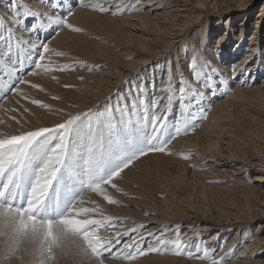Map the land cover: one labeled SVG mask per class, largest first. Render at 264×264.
Segmentation results:
<instances>
[{"label": "rangeland", "instance_id": "374dc122", "mask_svg": "<svg viewBox=\"0 0 264 264\" xmlns=\"http://www.w3.org/2000/svg\"><path fill=\"white\" fill-rule=\"evenodd\" d=\"M40 1L49 8L47 0ZM113 1L88 0L89 3H101L104 8L108 9L106 12H101L91 7L80 6L78 2L72 3V0H63L64 3H72V13L75 7L81 8V12H78L81 16L76 22L70 18L71 16L68 19L70 18L69 22L74 27L80 28L82 31L74 32L64 27H53L31 34L35 39L37 36L41 37L51 49L64 55L53 54L50 58L46 56L42 63H51L54 70L50 72L41 70L36 75H29L34 64L31 67H26L20 76L21 79L24 76H30L25 94L20 96L17 104L7 105L9 107L4 108L5 113L0 114L2 115L0 116L2 130L5 133H8L10 128L18 129L20 132V129L25 126L30 128H25L24 131L38 127H53L62 123L69 115L89 109L103 110V106L109 99L114 101L117 92L125 93L133 83L138 85L143 81L145 86L151 89L154 82L155 96H161L162 94L158 93H161L162 89L159 81L163 69L160 70L159 67L162 65L166 69L169 62L175 80V88L178 91L180 83L177 72H181L190 81V78L193 77L189 69L191 60L195 57H202L200 53L193 55L194 47L187 51L189 56L186 57L183 53L184 49L188 48L186 46H189L194 39L206 53H211L215 48L228 49L229 36L228 33L225 34V18L229 15L232 16L229 22L235 30L233 37H253L249 40L251 43L259 40V35L264 38V18L260 26L255 28L256 16L261 10V5H264V0H244L246 1L245 6H237V0H216L215 6L211 5V1L214 0H201V2H206L202 4H192L195 0H189L186 5L192 9L190 17L193 18L197 14L196 12H200L198 19L192 23L190 20L185 29L180 25L175 28L165 26L167 28L164 27L165 30H162L159 35H157V26L155 25L147 27L145 30L148 32L144 33V28L139 22L123 18L133 14V10L119 11L130 5L137 8L141 3L140 0ZM182 1L179 0L178 4H183ZM10 2L11 0H0V16L5 18V29L8 27V17L11 16ZM17 5L24 9L27 4L23 0H17ZM33 10L36 11L34 8ZM37 11L44 12L40 9ZM50 11V14H56V10ZM114 12L117 14L113 15ZM179 13L184 12L179 11ZM66 14L64 12V15ZM216 14H220V19ZM24 19L26 24L32 23L31 17ZM241 21L244 24L247 22L246 29L241 33H236V31L239 32L238 24ZM175 22L183 23V16H178ZM233 29L230 32H233ZM254 29L259 30L258 35L251 36ZM220 32L225 34V38L221 42L218 39ZM160 35L162 38L166 37L165 40H172L166 52L159 44H153L152 38ZM146 37L151 39L147 40L148 53L150 54L146 56L160 50L157 56L161 57L150 63L147 62L141 67L140 61L136 63L133 60L137 57L135 51L140 50V44L145 41ZM180 53H182L180 58L186 61L185 65L175 64V61H178L177 54ZM241 54L240 52L238 56ZM238 56L231 54V56L226 55L225 57L233 60ZM258 56L259 54L257 55L259 59ZM257 58L250 57V60L244 64L243 71L235 73L228 83L224 81V85L219 86L221 90L212 93L215 95L211 99L203 93L206 118L197 119L194 128L170 138L171 143L167 144L164 152L146 153L134 160L128 168L121 172L119 177L114 178L113 183L117 184L120 191L107 185L121 200H118L117 204H110L114 206L112 211L119 215L123 214V210L128 211L131 215L129 218L138 219L140 224L145 225L142 233L149 230L155 235L148 238L145 233L146 243L142 245L145 255L137 254L133 260L129 261L123 259L122 256L105 253L104 264H119L114 261L122 262L120 264H211V260L224 257L230 250L232 255L230 258L224 259L223 264H242L240 261L250 252L244 253L243 257L239 256V253L243 249L244 243L251 242L256 244L255 247H249V250H252V261L261 260L264 264V181L253 180V175L261 173V165H264V95L250 91L244 97L238 98L237 102L231 101L233 106L230 115L211 120V124L216 127L207 128L204 125L210 117L213 102L220 101L231 94L230 88L244 71L247 74V70L256 63ZM147 59L145 61H148ZM203 60H205L204 57ZM76 61L83 62L85 66H76L64 71L56 67V65L70 64ZM89 66L92 67L91 71ZM247 76L250 83L258 85L264 76V69L256 77L254 76L255 78H250L249 74ZM164 78L167 80L166 72L163 75ZM31 83L38 87H32ZM18 84L19 82L16 81L12 87L16 88ZM224 89L227 91L225 92ZM153 90L148 93L149 102L154 99ZM199 91L201 92V90ZM11 92V90L2 91L0 97L3 98H0V102ZM32 100H39L42 104L49 105V108L33 104ZM178 117L179 101L177 100L172 104L168 120L174 122ZM208 132L213 135L207 136ZM197 133L201 135L197 136ZM13 134H17V131ZM180 138H187L188 142H184L186 144L179 143L177 140ZM214 138L221 143H219L216 153L212 151L208 155L206 153L203 155L199 149L193 148L192 141H190L196 140L199 144H203L205 139L212 140ZM181 154L189 155V159H184ZM202 156H207V159L202 160ZM217 161H220L221 164L214 165V162ZM234 163L243 164L246 170L243 172L232 170ZM146 212L148 215H145ZM152 216H160L162 218L160 223H154L150 219ZM185 221L190 222L188 223L191 225L190 231L193 232L190 236L188 235L190 231L185 233L186 229L182 227L183 223H186ZM203 224L208 228L200 230L199 227ZM176 226H179V239L182 242H187L190 245L189 250L194 253L191 258L186 253L183 255L174 254L171 243L161 247L159 252H147L149 243L153 247L159 246V241L155 237L160 236L161 233H163L161 238L168 239L170 242L176 239ZM151 227L153 229H150ZM257 227H259L258 231ZM217 230H221L217 239L212 243L206 242L207 237ZM135 234L130 233V236ZM229 238H233L232 246L225 248V253L219 255ZM4 239V237H0V242ZM127 239L129 240L128 237H124L122 243ZM201 240L209 250H215L210 259H200L196 255V245ZM259 240L262 242H258ZM122 243L117 245V248L121 247ZM115 250L113 248L112 251ZM20 256L23 259L21 264L31 259L21 252L7 260L0 259V264H19ZM55 264H97V261L87 255L70 252L67 256L57 257Z\"/></svg>", "mask_w": 264, "mask_h": 264}, {"label": "snow or ice", "instance_id": "6c2138e0", "mask_svg": "<svg viewBox=\"0 0 264 264\" xmlns=\"http://www.w3.org/2000/svg\"><path fill=\"white\" fill-rule=\"evenodd\" d=\"M77 2L83 7L108 11L101 3L72 0V3ZM47 3L50 10H56L55 15L21 9L17 0H11L7 29L5 18L0 16V90L19 92L18 87L13 88L11 84L16 81L28 83L20 78L26 65L31 67L34 64L29 75H36L41 70L50 72L54 70L51 63H42L46 56L64 55L51 49L39 36L35 40H24L23 33L32 34L53 27L82 31L68 20L72 15V3L65 4L63 0L59 3L47 0ZM125 10L142 9L130 5L119 11ZM28 17L32 18L31 24L25 22L24 18ZM76 66L85 65L80 61L56 65L61 71ZM189 69L203 87L213 86L212 74L218 70L202 57L193 58ZM243 69L244 65L234 67L233 74ZM89 70H92L91 66ZM164 71L167 81L161 76L164 83L161 96H155L154 82L151 89L143 81L138 85L133 83L125 93L117 92L114 101L109 99L103 110L89 109L69 115L53 127H38L17 134L0 133V237H4L7 244L0 249V259L15 256L24 241L35 245L30 253L31 264H55L57 252L64 256L70 252L87 255L95 258L97 264H104L105 253L122 256L129 261L137 254L145 255L142 245L146 243V237L130 236V233L138 234L144 230L145 225L115 231L112 237L101 235L100 230L105 225L114 226L118 220L104 215L99 205L83 206L84 194L90 191L102 195L108 204L119 203L105 194L103 186L111 185L120 191L113 179L119 177L134 160L148 152H164L167 144L171 143L170 138L194 128L197 119L206 118L203 93L179 71L180 87L177 91L171 64ZM5 75L9 80L8 86L4 85ZM32 87L38 85L33 84ZM150 90L154 96L151 102L148 101ZM177 100L179 117L169 122V112ZM31 102L49 108L39 100ZM162 102L163 108L160 107ZM181 155L189 159V155ZM93 213L99 214V218L92 217ZM176 232V239L171 242L161 238L163 233L155 237L159 246L153 247L149 243L147 252H159L161 247L171 243L174 254L186 253L191 258L194 253L189 250L187 242L179 239V226H176ZM154 235L146 233L148 238ZM121 237H128L129 242L114 253L112 250L121 243ZM214 251L209 250L202 240L196 245V255L200 259H210ZM231 255L230 250L224 257L211 260V264H223V260Z\"/></svg>", "mask_w": 264, "mask_h": 264}, {"label": "bare ground", "instance_id": "6f19581e", "mask_svg": "<svg viewBox=\"0 0 264 264\" xmlns=\"http://www.w3.org/2000/svg\"><path fill=\"white\" fill-rule=\"evenodd\" d=\"M23 1L27 4L24 9H28L30 11H34L33 10V8H34L36 10V12H38L37 10L40 9L41 11L50 12L51 13L50 9L47 8L46 5L43 4L44 2L42 3L40 0H23ZM114 1H116V0H114ZM180 1H182V0H180ZM205 1L201 2V0H195L194 3H192V4H197V3H201L202 4V3H206ZM57 2L59 3L60 0H57ZM140 2L141 3L137 6V8L138 9H142V10H139V11L133 10V14H130L129 16H125L123 18L131 19L133 21L139 22L142 25V27L144 28L143 29L144 33L148 32L145 29L147 27L151 26V25L157 26V35H159L162 30H165L164 29L165 26H171V27L175 28V26L180 25L181 27H184V29H185L189 25L188 23L190 22V20H191V23L195 22L196 21L195 19H198V16L200 15V12H196L197 14L193 18L190 17L191 16L190 13L192 12V9L188 8L187 5H186V4H188L189 0H183L182 1V2H184L183 4H178L179 0H140ZM208 3H210V2H208ZM215 3H216V0L211 1V5L215 6ZM236 3L238 4L237 6H245L246 5V1H244V0H237ZM65 4H68V2H65ZM186 10H187V12H185ZM263 10H264V5H261V10L259 11V13L256 16L255 28L256 27L258 28L260 26V23L263 22V18H264V11ZM179 11H183L184 13L180 14ZM78 12H81V8L75 7V10H74V12L72 13V15L70 17L73 20H75L74 22H76V20L81 16V15L78 14ZM216 15L218 16V19H220V17H219L220 14H216ZM178 16H181V17L183 16V23L178 24V23L175 22L176 18ZM231 17L232 16L229 15V16H227L225 18V25H226L225 34L228 33V36H229V39H228V42H227L228 43V49H226V48H224V49L215 48V49H213L211 51V53H209V52L206 53L205 50L202 49V46H200V44L193 39L191 41V44L189 46H186L188 48H185L184 51H183V53H185V56L188 57L189 53L187 51H189L191 48L194 47L195 48V53L193 55H196V53L197 54L200 53V56H202V58L204 57L205 61L209 62L211 67H213V68L218 70L215 74H212V81H211V83L213 85L212 87H203L202 83L200 81L195 80L193 77L190 78V81L194 85V87L196 89L201 90V92L205 93L207 95V97H210V99L215 95V94L213 95L212 93H216L215 91L221 90L219 88V86L224 85V81L228 83L229 80L232 79V77L234 76V74H233V68L234 67L235 68H239L241 65H244L247 60H250V57L255 56V58H257V55L259 54V56H258L259 59L257 58L256 63H254L251 66V68L247 70V74H246V71H244L243 74H241L239 76L238 81L233 84L232 88H230L231 94L227 95L226 97H224L220 101L216 100V101L213 102V105H212V108H211L210 117L204 123V125L207 128H209L211 126L216 127V125L211 124V120L213 118H220V117L228 116V115L231 114V108L233 106V104H231V101L237 102L238 98L244 97L250 91L251 92H257V93H260V94L264 95V76L261 78L262 80H261L260 84H258V85L254 84L253 82L250 83V79H247L248 78V76H247L248 74L251 75L250 78H255L256 75L261 73L263 71V69H264V38H262V36L259 35L258 36L259 40L251 43L249 40L253 39V37H251V38L250 37L247 38L245 36H243V37L242 36L233 37L235 35V32H234L235 30L233 29V27H231V23L229 22ZM121 20H122V18H121ZM246 24H247V22L244 24V22L241 21L238 24V26H239L238 31L239 32L236 31V33H241L242 31H244L246 29L245 26H247ZM137 25H138V23H137ZM165 28H167V27H165ZM232 29H233V32H230V30H232ZM44 30H46V29H42L41 31H44ZM227 30H229V31H227ZM258 31L259 30H255L254 29L253 33H251V36L258 35V33H257ZM177 32H175V33H177ZM255 33H257V34H255ZM225 34L222 33V32L218 33L219 36L218 35L217 36H218V39H220L219 40L220 42H221V40H223L225 38ZM22 38L24 40H31V39L35 40V38H33V35L31 36V34H28V33H23L22 34ZM165 39H166V37L162 38L161 35H160L159 37L158 36L157 37L154 36L152 38V41H153V44L157 43V44H159L160 47H163L165 49L164 51L166 52L168 50V48L170 47V45H171L170 42L172 40L171 39L165 40ZM144 40L145 41H142L141 44H140V48H139L140 50H136L135 51V56H137V57L134 58V60H133V62H136V63H138L140 61L139 65L141 67H143V65L146 64L147 62L150 63L153 60H158L161 57L160 55L157 56V54L160 53V50H157L156 52H153L152 55L146 56L147 54H150V53H148L149 45H147V42L150 41L151 39H147V37H146V39H144ZM248 41H249V43H248ZM249 44H251V45L249 46ZM242 46H243V48H240ZM262 48H263V50H262ZM243 49H245V50H243ZM42 50L43 49H41V51ZM240 52L242 54H241V56H238V54ZM249 52H252V53H249ZM231 54L233 56H238V58L232 60L229 57H225L226 55L231 56ZM180 55H182V53L177 54L178 61L176 60L175 64L176 65H185L186 61H183V59L180 58ZM151 56H152V58H151ZM145 59H147L148 61H145ZM156 64H159V62H156ZM156 64H154V65H156ZM169 64H170V62L168 63V65ZM139 65H137V66L139 67ZM26 67H27V65L25 66V69H26ZM159 69L160 70L163 69V73H161L162 74L161 76H163L165 74V71H164L165 68L162 67V65H161L159 67ZM205 71H207V70H205ZM239 72L240 71H238L237 73H239ZM216 75L217 76L219 75V77H217ZM22 79L27 80L28 83L30 82V76H24V77H22ZM144 79H145V77H144ZM164 81H167V80L164 78ZM8 84H9V80H8L7 75H5L4 76V85L8 86ZM31 84H33V83H31ZM12 85L13 84H11V87H12ZM159 85H160L161 88L164 87V83H162L161 80L159 81ZM16 87H18L19 92H13L12 91L9 95L6 96V98L4 100H2V102H0V114L5 113L4 112V108L7 107V105L12 106V105L17 104V102L20 100V96L25 94L26 84H18ZM2 91L5 92L7 90H0V94H2ZM158 94L160 95L162 93H158ZM163 107H164V103L161 104V108H163ZM5 110H7V109H5ZM0 116H2V115H0ZM36 125H38V124H36ZM5 126H7V125H5ZM29 126H31V125H29ZM25 128L29 129L30 127L29 128L27 126L22 127L20 129V131H24ZM2 129H3L2 119L0 117V133H5L4 130H2ZM16 131H17V133L19 132L18 129L15 130L13 128H10V129H8V133H5V134H13V132H16ZM196 135L199 136L201 134L197 133ZM209 135H213V134L211 132H208L207 136H209ZM186 139L187 138H180L177 141H179V143L186 144V143H184V142L187 141ZM190 141H192V147L199 149L200 153H202L203 155H204V153H206L208 155L212 151H214L216 153L218 151L219 143H221L216 138H214L212 140L205 139V142H203V144H199L196 140L195 141L194 140H190ZM188 145H190V144H188ZM201 159L205 160V159H207V156H202ZM215 164H221V162L220 161L214 162V165ZM233 165H234V167H233L232 170H235L237 172H241V171L243 172V171L246 170L245 166L243 164L234 163ZM261 166H262L261 170L263 172L261 171V173L258 172L256 174H254L253 175V180L254 181H258V182H263L264 181V165H261ZM103 187L105 188V194L111 196L113 199H115L117 201L118 200L121 201L119 199L118 195L115 194L114 191L112 189H110L107 185H105ZM84 199H85V202H84L83 206H85V207H95V206L99 205V207L102 210V212L104 213V215L112 216V217H114V218H116L118 220V223H116L114 226L105 225V227L100 230L101 235H106L108 237H112V236H114L115 231L127 230L129 228H134L136 225L141 223V222L138 221V219L129 218V217H131V215H130V213H128V211H124L123 210L122 211L123 214H121V215L115 213V211L113 212L112 209L114 208V206H111L110 204H108L103 199V196L100 195V194L93 193V192H90V193L86 192L84 194ZM93 201L95 203H92ZM151 212H153V211H151ZM91 216L94 217V218H99V214H97V213H93V214H91ZM79 218H84V217H79ZM150 219L153 220L154 223H158V222L160 223V219H162V218H160V216H152ZM185 222L186 223H183L182 227L184 229H186L185 233H188L190 231V226L191 225L188 224V223H190L189 221H185ZM206 228H208V226L205 225V224H203L201 227H199L200 230L201 229H206ZM150 229H153V227H151ZM258 229H259V227H257V231H258ZM220 231L217 230V231L212 232L207 237L206 242H209V243L211 242L212 243L214 240H216L217 236L221 233ZM148 232H149V230H147V231H145L143 233L140 232V233L135 234V235L144 236L145 233H148ZM244 232H246V231H244ZM192 234H193V232L190 231V233L188 235L190 236ZM120 239H121V243H122L124 237H121ZM243 240H244V238H243ZM262 241H263V239H262ZM262 241L259 240L258 242H262ZM127 242H129L128 239L125 240L122 244L124 245ZM232 242H233V238H229L227 243L224 245L225 247H223L220 250L219 255L225 253V251H224L225 248L231 247L232 246V244H231ZM123 245L121 247H119V248H117L118 246H116L114 248V249H116L114 251V253L115 252H119L123 248ZM250 246H254L255 247L256 244H253V242H251L249 244H245L244 243L243 249L240 251L239 256L243 257L244 253H247V252H250V253L245 255V258H242V260L240 262H242V264H262L261 260L252 261V259H251V254H252L251 251L252 250H249ZM21 256L19 257V264H21L22 260H23L21 258ZM114 262L115 263H119V264L122 263V262H118V261H114ZM263 262H264V260H263Z\"/></svg>", "mask_w": 264, "mask_h": 264}, {"label": "clouds", "instance_id": "9594fccd", "mask_svg": "<svg viewBox=\"0 0 264 264\" xmlns=\"http://www.w3.org/2000/svg\"><path fill=\"white\" fill-rule=\"evenodd\" d=\"M6 246H7V244H6V241L4 239L2 242H0V249L5 248ZM34 247H35V245H33L31 241H24L22 243V245L20 246L19 250L16 252V254L22 252L23 254L31 257L30 253ZM26 250H27V253H26ZM61 256H64V255L60 252H57V257H61ZM24 264H31V259L26 260L24 262Z\"/></svg>", "mask_w": 264, "mask_h": 264}]
</instances>
